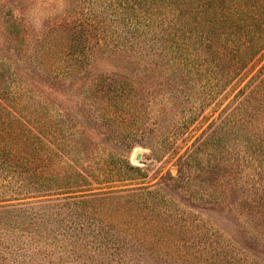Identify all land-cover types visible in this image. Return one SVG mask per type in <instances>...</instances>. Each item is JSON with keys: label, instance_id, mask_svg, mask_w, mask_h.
Returning a JSON list of instances; mask_svg holds the SVG:
<instances>
[{"label": "rangeland", "instance_id": "1", "mask_svg": "<svg viewBox=\"0 0 264 264\" xmlns=\"http://www.w3.org/2000/svg\"><path fill=\"white\" fill-rule=\"evenodd\" d=\"M177 13L0 0V264H264V52Z\"/></svg>", "mask_w": 264, "mask_h": 264}, {"label": "trees", "instance_id": "2", "mask_svg": "<svg viewBox=\"0 0 264 264\" xmlns=\"http://www.w3.org/2000/svg\"><path fill=\"white\" fill-rule=\"evenodd\" d=\"M170 5L178 11L177 15L184 25H189L188 22H194L195 25L209 22L204 31L208 40L214 32H218L219 39L232 44L235 71L260 52H264V0H170ZM214 22H219L217 27ZM245 28L254 29L257 35L249 34ZM230 35L238 42L230 40ZM11 168L17 170L29 189H37L41 185L39 181L45 177V173L41 174L31 167L28 159L25 162L16 161Z\"/></svg>", "mask_w": 264, "mask_h": 264}]
</instances>
